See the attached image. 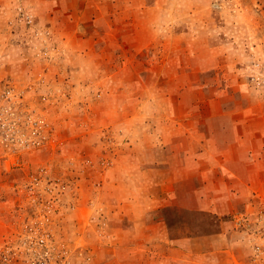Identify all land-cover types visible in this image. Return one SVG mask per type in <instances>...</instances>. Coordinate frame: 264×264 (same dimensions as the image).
Returning a JSON list of instances; mask_svg holds the SVG:
<instances>
[{
  "label": "rangeland",
  "instance_id": "obj_1",
  "mask_svg": "<svg viewBox=\"0 0 264 264\" xmlns=\"http://www.w3.org/2000/svg\"><path fill=\"white\" fill-rule=\"evenodd\" d=\"M0 264H264V0H0Z\"/></svg>",
  "mask_w": 264,
  "mask_h": 264
}]
</instances>
